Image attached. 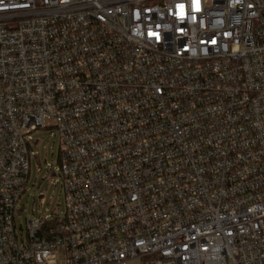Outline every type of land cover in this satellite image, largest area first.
Listing matches in <instances>:
<instances>
[{
	"label": "built area",
	"instance_id": "built-area-1",
	"mask_svg": "<svg viewBox=\"0 0 264 264\" xmlns=\"http://www.w3.org/2000/svg\"><path fill=\"white\" fill-rule=\"evenodd\" d=\"M0 264H264V0H0Z\"/></svg>",
	"mask_w": 264,
	"mask_h": 264
},
{
	"label": "rangeland",
	"instance_id": "rangeland-1",
	"mask_svg": "<svg viewBox=\"0 0 264 264\" xmlns=\"http://www.w3.org/2000/svg\"><path fill=\"white\" fill-rule=\"evenodd\" d=\"M39 140L38 158L32 160V171L19 209H21V222L33 218L46 217L58 211L63 205L60 188L56 186V176L49 174V165L54 166L55 174L58 173L59 146L46 131L34 135ZM17 218L19 216L17 215Z\"/></svg>",
	"mask_w": 264,
	"mask_h": 264
}]
</instances>
